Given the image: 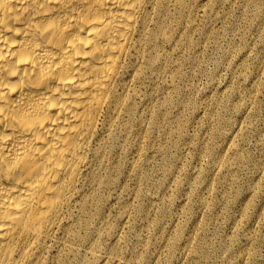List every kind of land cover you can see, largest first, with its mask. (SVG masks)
<instances>
[{"label":"rangeland","instance_id":"rangeland-1","mask_svg":"<svg viewBox=\"0 0 264 264\" xmlns=\"http://www.w3.org/2000/svg\"><path fill=\"white\" fill-rule=\"evenodd\" d=\"M178 1L44 264H264V0Z\"/></svg>","mask_w":264,"mask_h":264},{"label":"bare ground","instance_id":"bare-ground-1","mask_svg":"<svg viewBox=\"0 0 264 264\" xmlns=\"http://www.w3.org/2000/svg\"><path fill=\"white\" fill-rule=\"evenodd\" d=\"M183 7L178 0H0V264H44L51 249L72 250L70 225L88 200L84 177L149 61L156 16Z\"/></svg>","mask_w":264,"mask_h":264}]
</instances>
